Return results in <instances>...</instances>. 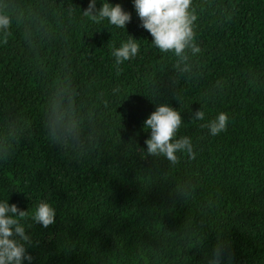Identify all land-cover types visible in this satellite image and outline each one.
Returning <instances> with one entry per match:
<instances>
[{"label":"trees","instance_id":"16d2710c","mask_svg":"<svg viewBox=\"0 0 264 264\" xmlns=\"http://www.w3.org/2000/svg\"><path fill=\"white\" fill-rule=\"evenodd\" d=\"M107 2L130 13L125 29L85 16L89 0H0L12 20L0 31V201L29 212L22 264H206L220 238L232 264H264V0H192L201 53L186 64L152 45L133 0ZM129 35L140 53L116 65L111 47ZM69 82L74 143L45 123ZM165 103L195 159L147 155L144 121ZM220 112L227 129L212 136L201 124ZM42 200L56 210L47 228L30 219Z\"/></svg>","mask_w":264,"mask_h":264},{"label":"clouds","instance_id":"9594fccd","mask_svg":"<svg viewBox=\"0 0 264 264\" xmlns=\"http://www.w3.org/2000/svg\"><path fill=\"white\" fill-rule=\"evenodd\" d=\"M134 8L141 20V26L152 37V45L161 53L171 54L179 63L186 64L189 53L196 56L201 48L196 42L194 23L197 20L192 10V0H133ZM85 16L93 21L107 23L118 29H125L131 20L117 3L112 5L103 0L101 7L96 9V0H89L88 7L83 10ZM12 24L10 16L0 12V31L7 32ZM140 53V44L132 36H128L118 47H111V55L116 65L134 59ZM187 70V66H185ZM194 120L203 121L205 112L197 110ZM229 117L220 112L212 120L201 124L212 136L226 131ZM180 112L168 104H159L145 119L143 127L150 129V137L145 140L146 153L152 157H163L170 164L180 163V154H186L189 159H195L191 138L178 137L182 125ZM46 128L53 141L76 142L80 138L81 128L76 115L75 92L71 82L62 87H56L46 103ZM6 152L0 150V157ZM56 210L47 202L40 201L30 219L47 228L55 224ZM29 218L27 210H21L16 204L7 200L0 201V264H22L24 260L32 261L33 257L27 249L34 246V240L26 233L23 221ZM233 253L228 241L223 238L206 254V264H232Z\"/></svg>","mask_w":264,"mask_h":264}]
</instances>
